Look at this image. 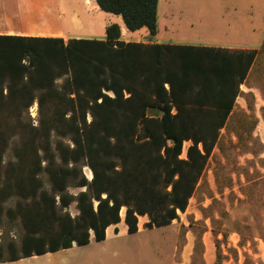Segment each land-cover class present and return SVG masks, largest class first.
Instances as JSON below:
<instances>
[{
  "label": "trees",
  "instance_id": "trees-1",
  "mask_svg": "<svg viewBox=\"0 0 264 264\" xmlns=\"http://www.w3.org/2000/svg\"><path fill=\"white\" fill-rule=\"evenodd\" d=\"M93 1L156 34L159 0ZM120 38L117 24L105 40L0 35V264L88 245L91 232L101 242L123 209L129 234L139 216L148 229L178 220L260 55ZM202 245L198 233L194 254Z\"/></svg>",
  "mask_w": 264,
  "mask_h": 264
},
{
  "label": "rangeland",
  "instance_id": "rangeland-1",
  "mask_svg": "<svg viewBox=\"0 0 264 264\" xmlns=\"http://www.w3.org/2000/svg\"><path fill=\"white\" fill-rule=\"evenodd\" d=\"M71 4L72 0H64ZM83 1V0H82ZM171 6L176 11L179 6H222L227 5L226 0H170ZM44 2V0L42 1ZM242 6H264V0H241ZM233 5V4H231ZM78 14L75 29L85 32L89 28L86 16L95 17L96 13L86 11L84 2H77L69 8ZM63 6H0V23L2 21H14L30 27L32 34L40 36H61L57 31L51 30L58 27L54 23V16L59 17L63 12ZM67 12V11H66ZM72 13V11H71ZM73 14L74 17L76 15ZM104 14V13H103ZM176 19L179 20L177 13ZM60 20V17H59ZM183 20V19H182ZM69 22H64L63 27L72 28ZM81 36L83 33H80ZM85 36V35H84ZM64 38H68L65 37ZM68 40V39H67ZM262 67L259 69V67ZM264 54L258 59L257 65L251 74V78L257 85L264 84ZM35 119L30 118L36 125L38 113L33 109ZM163 112L157 108L149 110V116L161 117ZM191 142L184 143L185 152ZM254 151L261 149L252 147ZM251 149V148H249ZM245 148L239 142L222 135L218 146L208 161L204 177L194 197L190 200L186 213H179V219L175 220L168 228H159L141 233L135 237L120 239L118 246L123 248L117 251L121 254L113 258L108 254L116 249L111 247V242L104 248L94 245L93 248L75 249L64 251L52 259L39 258L36 261L25 260L4 264H49L53 259L80 258L89 264H98L100 259H109L111 264H138V256L141 251L138 246L150 245L145 251L149 260L147 264H169L168 256L172 253L170 264H215L216 247L215 232L221 234L218 239L221 242L222 264H264V155H246ZM182 154V158H185ZM10 153L7 154V159ZM85 173L90 176L88 170ZM79 190H71L76 193ZM213 198L217 203L210 209ZM72 215L78 213L76 205L68 209ZM214 217V223L210 218ZM146 227V226H145ZM20 228L18 226L10 231V238L19 240ZM202 234L203 245L194 254L196 235ZM241 234V235H240ZM173 250V251H172ZM99 264H104L100 261Z\"/></svg>",
  "mask_w": 264,
  "mask_h": 264
},
{
  "label": "crops",
  "instance_id": "crops-1",
  "mask_svg": "<svg viewBox=\"0 0 264 264\" xmlns=\"http://www.w3.org/2000/svg\"><path fill=\"white\" fill-rule=\"evenodd\" d=\"M42 1L43 0H0V6H63L64 10L59 16L60 20L59 17L55 18L54 16L53 24L56 22L59 25L58 27H52L51 30L57 31L58 35H63L62 37L65 42L70 39L105 40L106 28L110 25L117 24L121 29L120 41L124 43L180 45L226 49L230 51H256L260 54L258 59L264 54V6H242L240 4L241 0H226L228 6H179L177 11L176 6L175 10L173 6H171L170 0H159L157 7V30L154 36L150 35L146 27L134 32L127 30L121 16L101 11L93 0H72L71 4L64 0ZM77 2H84V5L87 7L86 11L96 13L95 17L86 16L84 18V20L87 19V23L90 25L85 32H79L75 29V23L77 22L75 19H77L79 13L75 14L72 7L69 8L70 5ZM176 13L179 20L176 19ZM73 14H75L76 17H74ZM64 22H69L72 28L63 27ZM30 29V27L18 22L15 23L14 21H11V23L10 21H2L0 23V35L61 38V36L34 35L29 31ZM80 33H83V35L81 36ZM64 36L68 38H64ZM256 65L252 66L246 80L240 85L239 96L233 108L230 110L226 125L221 130L220 138L222 135H226V138L233 140L234 143L239 142L245 148L243 153L246 155L258 154L263 156L264 84L257 85L251 78V74ZM260 68L262 67L260 66L259 69ZM254 146L261 149V151H254V148L252 149ZM89 177H91V175ZM121 215V222L109 226L106 230V238L101 242H97L94 233L91 232L90 243L88 245H74L68 250L22 259L17 262L23 263L25 260L32 259L36 261V259L43 257L52 259L61 252H71L80 248H93L94 245H99L97 247L104 248V245L108 242H111V247L117 246L116 249L108 255L117 258L121 254L117 250L123 248L118 246V240L126 239L131 236L135 237L149 230L159 229L156 227L152 229L146 228L145 226L149 222L148 216H139L137 233L129 234L128 226L124 220V209ZM171 225L160 228H168ZM138 247V250L142 253L138 256L140 258L137 261L138 264H147L149 260L145 256V251L150 245L142 244ZM123 250H129V248H123ZM172 253L173 252L168 256L169 264ZM122 255L123 254H121V256ZM100 261L104 262V264L112 263L109 259H100L98 264L101 263ZM87 262L88 261L84 259L71 257L66 259H53L49 264H87ZM157 262L160 264L159 260ZM89 264H91V262H89Z\"/></svg>",
  "mask_w": 264,
  "mask_h": 264
},
{
  "label": "built area",
  "instance_id": "built-area-1",
  "mask_svg": "<svg viewBox=\"0 0 264 264\" xmlns=\"http://www.w3.org/2000/svg\"><path fill=\"white\" fill-rule=\"evenodd\" d=\"M33 109H36V111H37V105H34L31 109H30V115L32 116V118L33 119H35V115L36 114H34L33 112H31ZM185 148H183V154L185 155ZM185 158H186V156H185Z\"/></svg>",
  "mask_w": 264,
  "mask_h": 264
}]
</instances>
